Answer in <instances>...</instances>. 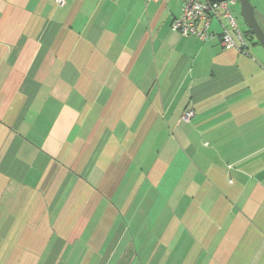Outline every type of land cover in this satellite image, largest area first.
<instances>
[{
    "label": "crops",
    "instance_id": "crops-1",
    "mask_svg": "<svg viewBox=\"0 0 264 264\" xmlns=\"http://www.w3.org/2000/svg\"><path fill=\"white\" fill-rule=\"evenodd\" d=\"M183 2L0 0V264H264V53Z\"/></svg>",
    "mask_w": 264,
    "mask_h": 264
},
{
    "label": "built area",
    "instance_id": "built-area-1",
    "mask_svg": "<svg viewBox=\"0 0 264 264\" xmlns=\"http://www.w3.org/2000/svg\"><path fill=\"white\" fill-rule=\"evenodd\" d=\"M66 1L57 0L59 5H64ZM237 1L184 0L182 14L174 20L172 31L185 37H196L206 41L213 36L211 31L213 22H219L222 26L221 40L224 49L239 48V51L246 52L248 49L247 43L239 29L237 19L230 9L231 5ZM235 36L240 41V47L234 39ZM194 117L195 111L189 107L185 110L182 120L190 122Z\"/></svg>",
    "mask_w": 264,
    "mask_h": 264
},
{
    "label": "water",
    "instance_id": "water-1",
    "mask_svg": "<svg viewBox=\"0 0 264 264\" xmlns=\"http://www.w3.org/2000/svg\"><path fill=\"white\" fill-rule=\"evenodd\" d=\"M220 2H224L227 0H217ZM241 7V17L247 29L251 31L257 42L264 49V29L260 25L257 15L256 9L250 0H239Z\"/></svg>",
    "mask_w": 264,
    "mask_h": 264
},
{
    "label": "rangeland",
    "instance_id": "rangeland-1",
    "mask_svg": "<svg viewBox=\"0 0 264 264\" xmlns=\"http://www.w3.org/2000/svg\"><path fill=\"white\" fill-rule=\"evenodd\" d=\"M250 1L254 5V7H255V3H259L260 7L264 8V0H250ZM230 9H231L232 13H234V9L240 10V3H238L237 6H231ZM234 15L237 19L239 28H240V26H244L245 24L243 22L241 15H238V12H237V14L235 13ZM260 23H261L260 25L262 26V28H264V23L261 21H260ZM253 47H256L257 49H259L261 52L264 53V49L261 47L260 44H257V43L253 44Z\"/></svg>",
    "mask_w": 264,
    "mask_h": 264
},
{
    "label": "trees",
    "instance_id": "trees-1",
    "mask_svg": "<svg viewBox=\"0 0 264 264\" xmlns=\"http://www.w3.org/2000/svg\"><path fill=\"white\" fill-rule=\"evenodd\" d=\"M243 36H244V40L247 43V46L249 45L248 42L259 44L249 29H247V31L243 33Z\"/></svg>",
    "mask_w": 264,
    "mask_h": 264
}]
</instances>
